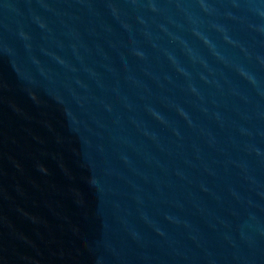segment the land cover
Here are the masks:
<instances>
[{"label": "water", "instance_id": "obj_1", "mask_svg": "<svg viewBox=\"0 0 264 264\" xmlns=\"http://www.w3.org/2000/svg\"><path fill=\"white\" fill-rule=\"evenodd\" d=\"M0 264H264V0H0Z\"/></svg>", "mask_w": 264, "mask_h": 264}]
</instances>
